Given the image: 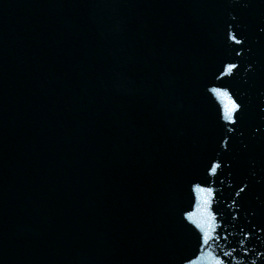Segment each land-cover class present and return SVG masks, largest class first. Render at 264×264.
I'll return each instance as SVG.
<instances>
[{
  "label": "water",
  "instance_id": "obj_1",
  "mask_svg": "<svg viewBox=\"0 0 264 264\" xmlns=\"http://www.w3.org/2000/svg\"><path fill=\"white\" fill-rule=\"evenodd\" d=\"M0 264H264V0H0Z\"/></svg>",
  "mask_w": 264,
  "mask_h": 264
},
{
  "label": "snow or ice",
  "instance_id": "obj_2",
  "mask_svg": "<svg viewBox=\"0 0 264 264\" xmlns=\"http://www.w3.org/2000/svg\"><path fill=\"white\" fill-rule=\"evenodd\" d=\"M233 39H235V37H233ZM236 42L239 43L240 41H236ZM235 67L236 65H229L230 69L235 68ZM229 104H230V107L228 108L226 112L225 118L231 122L233 121V113L239 108V105L231 101H229ZM212 171L213 172L215 171V166L212 168ZM201 191H205V189H201ZM207 191H209V193L211 192V190H207ZM205 203H207V201H205ZM205 237H206V234H205Z\"/></svg>",
  "mask_w": 264,
  "mask_h": 264
}]
</instances>
